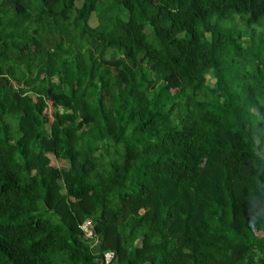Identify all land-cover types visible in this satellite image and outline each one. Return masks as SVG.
Masks as SVG:
<instances>
[{"label": "trees", "instance_id": "trees-1", "mask_svg": "<svg viewBox=\"0 0 264 264\" xmlns=\"http://www.w3.org/2000/svg\"><path fill=\"white\" fill-rule=\"evenodd\" d=\"M76 2L0 0V264H264V0Z\"/></svg>", "mask_w": 264, "mask_h": 264}, {"label": "rangeland", "instance_id": "rangeland-1", "mask_svg": "<svg viewBox=\"0 0 264 264\" xmlns=\"http://www.w3.org/2000/svg\"><path fill=\"white\" fill-rule=\"evenodd\" d=\"M84 0H77V6L81 7L83 4ZM237 23L238 25H243V20L240 17H237ZM99 24L98 21V17L97 15L94 13L91 16L90 19V25L93 27H96ZM230 25H232V22H230ZM147 32L149 31V28L147 29ZM243 35H244V47L248 48L252 45V42H254V53L257 54V50L260 49V45L262 46V49L264 50V18L257 24L253 25V26H246L244 27V29L242 30ZM251 36L254 37V40L252 41ZM255 54L252 56V58L255 59ZM248 57L245 56V59L242 60L241 62L245 63V65L241 64V65H235L236 70H240V71H245L248 72L249 74L252 73L253 71V64L252 62H249ZM229 61H227L226 63V68L229 69L230 65H233L231 63V58L228 59ZM235 62V61H234ZM239 62V61H238ZM207 82L209 86L215 87L216 86V77L213 74V72H211L210 74L207 75ZM43 87H46V84H44ZM106 94V102H108V100L114 98L113 96H110L108 93ZM49 128V127H48ZM51 161H52V165L58 168H62V167H69V162L63 159H56L54 156H51ZM63 192H65V190L63 189Z\"/></svg>", "mask_w": 264, "mask_h": 264}, {"label": "built area", "instance_id": "built-area-1", "mask_svg": "<svg viewBox=\"0 0 264 264\" xmlns=\"http://www.w3.org/2000/svg\"><path fill=\"white\" fill-rule=\"evenodd\" d=\"M81 230L83 231L84 235L92 239L94 241V245H98L101 242V238L95 234L94 231V223L92 219H86L80 226ZM116 259V254L114 251H107L104 254V264H114Z\"/></svg>", "mask_w": 264, "mask_h": 264}]
</instances>
